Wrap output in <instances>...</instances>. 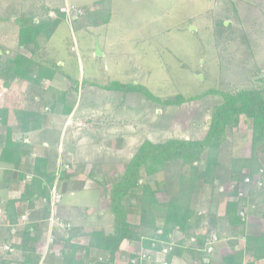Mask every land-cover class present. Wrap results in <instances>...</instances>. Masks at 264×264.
I'll return each instance as SVG.
<instances>
[{
  "label": "trees",
  "instance_id": "1",
  "mask_svg": "<svg viewBox=\"0 0 264 264\" xmlns=\"http://www.w3.org/2000/svg\"><path fill=\"white\" fill-rule=\"evenodd\" d=\"M218 1L220 6L214 9L216 17L213 23L217 45L226 47V44L233 42L238 36L250 48V40L247 42L246 36L248 30L240 29L242 23L247 24V20L242 19L238 29L234 28L231 21L234 18V22H238L243 10L240 12L234 0ZM51 12L54 17H49ZM65 19V9L52 8L44 3L34 11L19 12L14 20L18 26L16 48L13 53L12 50L6 53V48L2 50L4 58L0 62V79L4 87L26 81L32 91L40 89V100L43 99L41 103L47 109L48 125L50 114L56 106L60 108L57 120L61 119L65 123L72 116L76 106L77 86L85 85L84 80L79 83L63 72L56 63H48L42 57V51L46 49L57 25ZM227 20H230L228 26L224 24ZM104 23H107L105 18L87 26L98 27ZM254 23L257 25V22ZM57 76L73 86V93L56 90L54 83ZM45 80L48 82L45 90L38 88ZM250 81L252 86L237 91L211 89L199 96L218 95L222 99L210 113L202 138L169 139L161 143L144 140L125 162L118 178L109 185L91 170L88 178L99 189L107 192L104 202L106 211L111 216V225L108 228L103 225L90 226L85 221L71 225L66 235L57 237L53 245L54 249L59 245L57 254L61 257V264H117L121 254L120 246L124 241L139 243L147 251L158 249L159 242L173 244L167 256L169 264H175L174 257H188L194 264L264 263V165L260 163V154H264V75L261 72L255 75L252 73ZM103 88H114L119 92L124 87L113 82ZM190 100L193 99L189 97L185 101ZM183 102V98H177L172 101L164 100L162 104L177 106ZM8 114L5 109L0 111V125L6 123ZM13 114L22 135L36 130L22 128L21 125H27L28 120L31 125H39L34 124L39 113L35 115L15 111ZM240 117L251 122L250 154L247 157H241L232 151L233 148L230 149L232 141L228 134L238 126ZM22 142V139L13 142L11 131L6 129L0 163L9 168L3 171L1 185L5 188L10 183L13 172H17L18 180L29 176L30 181L23 184L17 198L5 202L3 219L0 221V241L3 246H8L19 254L20 259H16L15 264H39L47 233L44 221L50 213L49 192L59 167L56 164L57 146L49 147L43 157L34 158L30 164L29 161L20 160L22 156L31 154V146H25ZM260 169L262 186L254 192L250 190L246 198H239L241 181L246 176L257 175ZM71 173L69 169H61L59 176L66 179ZM158 173L164 179L161 185L156 181H146L147 177ZM159 195L164 196V199H160ZM204 196L208 198L204 199ZM21 203L28 206L36 204L40 207V212L39 216L36 215L38 220L21 231L19 243H14L12 231L17 228L21 215L18 205ZM221 203L223 209L220 213ZM250 203L255 207L257 205L262 220L258 236L246 234V221L240 216V211ZM202 211H205V216L201 214ZM131 212H135L136 221L129 220ZM204 217L205 223L201 224ZM176 233L180 234L177 241L174 240ZM211 235H215L231 250L216 263L212 262L215 252L204 251ZM83 237L87 239V243L78 244L76 240ZM191 238L195 240L193 244L189 243ZM240 241L243 242L242 247L239 246ZM154 243L156 248L153 247ZM93 251L99 253L97 257L91 256ZM127 257L126 264H131L130 260L136 258V255ZM0 264L8 263L0 258ZM135 264L143 262L136 261Z\"/></svg>",
  "mask_w": 264,
  "mask_h": 264
},
{
  "label": "rangeland",
  "instance_id": "2",
  "mask_svg": "<svg viewBox=\"0 0 264 264\" xmlns=\"http://www.w3.org/2000/svg\"><path fill=\"white\" fill-rule=\"evenodd\" d=\"M234 1L243 15H239L236 23L232 18V24L238 29L241 20H247L240 29L248 30L250 48L238 36L226 47L217 45L213 23L214 9L220 6L218 0H0V42L16 44L18 26L14 20L21 11H34L41 3L66 10V19L57 25L42 56L48 63L66 62L60 67L62 71L79 83L85 82L77 86L76 114L72 112L65 123L59 119V125L91 129L85 135L86 140L72 142L78 146L73 162H70L74 158L70 156L73 151L69 153L68 147H63L64 159L69 162L64 166L70 171L81 170L82 165L77 160L91 156L89 172L94 170L96 177L109 185L118 178L125 162L144 140L161 143L169 139L202 138L210 113L222 99L218 95L199 98L200 95L211 89L233 92L250 87L252 73L264 75V0ZM50 16L54 17V13ZM104 18L107 23L101 26H87ZM224 24L228 26L230 20ZM96 47L100 51L98 55ZM113 82L124 88L119 92L103 88ZM68 90L73 93V86ZM189 97L193 100L185 101ZM177 98H183L184 102L177 106L162 104L164 100ZM77 123L82 126L77 127ZM228 137L234 153L249 156V120L240 117L238 126ZM260 163L264 165V154H260ZM146 181L161 185L164 179L158 173L147 177ZM89 195L96 198L91 206L97 205L96 192ZM159 197L164 199V196ZM6 201L5 198L3 206ZM257 209V205L253 210L247 209L245 221L259 232L262 220ZM101 210L105 218L103 227L108 228L111 216L105 202ZM249 216L257 219L250 221ZM129 220L136 221L135 212L130 213ZM204 223L201 220V224ZM239 246H243L242 241ZM218 257L216 254L215 261ZM127 258L120 260L119 257L117 261L126 264ZM182 259L188 261L189 258ZM257 264L264 263L258 261Z\"/></svg>",
  "mask_w": 264,
  "mask_h": 264
},
{
  "label": "crops",
  "instance_id": "3",
  "mask_svg": "<svg viewBox=\"0 0 264 264\" xmlns=\"http://www.w3.org/2000/svg\"><path fill=\"white\" fill-rule=\"evenodd\" d=\"M16 45L17 44L13 46L8 45L6 44L5 41L0 42V57H1L0 62L3 60L2 58H4V54H3L4 52H2V50H5L6 48L7 49L6 53H8L12 49H14ZM101 52H102L101 56H103L104 53L103 51ZM42 57L44 58V56ZM55 63L59 67H64V65L66 64V62L64 61H58ZM55 80L56 81L54 84L56 86V90L69 91L68 87L71 85L69 82L63 81L60 76H57ZM47 84L48 82L45 80L41 82L38 88L40 87L43 88V90H45ZM40 98H42V93L40 92V89H38L37 91H32L30 89V84H28L26 81H23L20 84L15 83L9 87H4L2 85V80L0 79V111H3L5 109L9 113L6 119V123L0 125V153L5 144L6 129H9L11 131V140L13 142L22 139L23 145L31 146V154L29 156H22L20 158L21 162L29 161L31 164L34 158L43 157V155L47 153V149L49 147L51 146L55 147L56 145L57 146L56 164L59 165L60 163H63L61 165L62 167L64 166V164H69L68 160L64 159L66 155L63 154L62 151L63 147L67 146L69 153L73 151V154L70 155L72 156V158L74 157L73 159H70V162H73L77 157L76 152L78 146L73 145L72 142L86 140L87 137H85V135L88 134V130L91 128L85 126L81 129L79 128L72 129L70 125H59L60 122H58L56 117L58 116V113L60 111L59 106H56L53 112L50 114L51 116L50 123H52V125L50 124L48 125L47 109L43 107L41 103L43 99L40 100ZM74 110H73V115L76 114V108ZM15 111L18 113L27 112L35 115L36 113H39L38 120L37 121L35 120L34 122V124L38 123L39 125H31L30 123H28L29 120L28 122H26L27 125L25 124L21 125L22 128L23 127L29 129L33 128L36 130L22 135V133L18 128V125H16L17 120L13 114V112L15 113ZM90 132L92 131H89V133ZM117 146L119 147L117 149H120V145L117 144ZM77 163L79 165H82L81 170L79 169H77L76 171L75 169L73 171L71 170L72 173L68 174L69 176H67L66 179L59 176L58 180L56 181L57 192L61 195V201L55 207L54 216L58 217L64 222L70 223L71 225H76L80 221H85L90 226L105 225L104 223L105 218H103V210H101L103 202L105 201V192L99 189L95 184V182H93L88 178V173L89 170L91 169L92 157L86 156L82 158L80 161L77 160ZM7 168H9V166L0 163V220L3 219V207H4L3 203L5 201V198L6 200H8V198L10 199L17 198L20 192L22 191L23 184L28 183L30 181L29 176H27L24 180L21 181L18 180L17 172H13L11 175L10 183L5 188H3L1 185L2 184L1 178L3 177V171ZM89 192H93V193L96 192V195H98L97 205L91 206L90 203L91 202L94 203L96 198L95 195L90 196ZM18 209L21 215L18 220V224L16 225L17 227L16 230L12 231V233L14 234L13 236L14 243H19L21 231L24 228L33 225V221L35 222L36 220H38V217H36V215L39 216V212H40V207L36 204L32 206H28L26 203H21L18 205ZM98 214H102V215H98ZM22 217H24L25 219L22 220ZM49 217H50V213H49ZM248 218H250V216ZM252 219H257V218H250V221ZM47 220L48 219L44 221L45 225L48 222ZM203 221L205 220L203 219ZM257 231L258 230L252 227V224L246 221L247 235L258 236L261 231L260 230L259 232ZM179 235H180L179 233H176L174 238L175 241L179 239ZM56 236H58L57 233ZM76 242L78 244H86L87 239L83 237L79 240H76ZM4 247L5 246H3L0 241L1 261L8 264H15L16 263L15 257H19V254L14 253L13 249L11 248L10 249L12 251L8 252L4 249ZM58 249H59V245L57 249H54L55 250L54 252L43 254L39 264H61L60 263L61 257L57 254ZM140 250L143 249L139 243L124 241L120 246V252H121L120 258L121 259L126 258L131 254H136ZM230 252H231L230 248L224 242H220L213 256V260L215 261V255L218 254L219 257L218 260L215 261V263L219 262L221 257L227 255ZM98 254L99 253L97 251H93L91 256L94 258L97 257ZM173 259L175 264H194V262L191 261V259H188V261L178 257H174ZM117 264H122V263L118 262ZM143 264H154V262L153 260H148L143 262Z\"/></svg>",
  "mask_w": 264,
  "mask_h": 264
},
{
  "label": "built area",
  "instance_id": "4",
  "mask_svg": "<svg viewBox=\"0 0 264 264\" xmlns=\"http://www.w3.org/2000/svg\"><path fill=\"white\" fill-rule=\"evenodd\" d=\"M77 127H81L80 123H77ZM63 168L68 169L67 166H64ZM61 170V166L59 165L57 172L55 174V182L53 183L50 192H49V207H50V217L48 218V222L46 223L47 233L44 240V252L43 254H48L54 252V243L57 237H64L67 233V231L70 229L71 224L68 222H64L58 217L54 216L55 213V207L60 203L61 201V195L57 192V185L56 181L59 178V171ZM262 174V169L259 170L258 174L249 177L246 176L241 183L239 184L238 188V197L239 198H246L248 196V193L250 190L253 192L256 191L258 188L262 186L260 175ZM249 209L253 210V205L247 204L241 211L240 216L243 219L245 218L246 212H248ZM25 218L22 217V220ZM1 221V220H0ZM56 233L58 236H56ZM195 242L194 238H191L189 243L193 244ZM220 241L217 239L215 235H211V237L208 239L206 246H205V252L206 253H213L216 251L218 244ZM160 247L155 250H140L137 252L136 258L130 260L131 264H135L136 261L139 262H145L148 260H153L154 264H169L167 261V256L171 252V249L173 247V244H165V243H158ZM153 247L156 248V243H154ZM5 250L12 251L7 246L4 247ZM101 261V259H99Z\"/></svg>",
  "mask_w": 264,
  "mask_h": 264
},
{
  "label": "water",
  "instance_id": "5",
  "mask_svg": "<svg viewBox=\"0 0 264 264\" xmlns=\"http://www.w3.org/2000/svg\"><path fill=\"white\" fill-rule=\"evenodd\" d=\"M100 54L98 47H96V55Z\"/></svg>",
  "mask_w": 264,
  "mask_h": 264
}]
</instances>
